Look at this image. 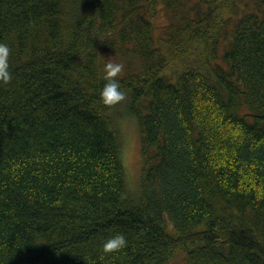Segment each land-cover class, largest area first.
Listing matches in <instances>:
<instances>
[{
	"label": "trees",
	"instance_id": "1",
	"mask_svg": "<svg viewBox=\"0 0 264 264\" xmlns=\"http://www.w3.org/2000/svg\"><path fill=\"white\" fill-rule=\"evenodd\" d=\"M0 42V264H264V0H0Z\"/></svg>",
	"mask_w": 264,
	"mask_h": 264
},
{
	"label": "clouds",
	"instance_id": "2",
	"mask_svg": "<svg viewBox=\"0 0 264 264\" xmlns=\"http://www.w3.org/2000/svg\"><path fill=\"white\" fill-rule=\"evenodd\" d=\"M10 46L5 42H0V83L7 84L12 79L10 71ZM123 70V64L109 61L103 65V76L106 80L100 91L101 100L106 105H112L124 98V93L120 90V82L115 79L117 74ZM127 245V239L123 233H116L105 238L101 248L104 253L120 250Z\"/></svg>",
	"mask_w": 264,
	"mask_h": 264
},
{
	"label": "rangeland",
	"instance_id": "3",
	"mask_svg": "<svg viewBox=\"0 0 264 264\" xmlns=\"http://www.w3.org/2000/svg\"><path fill=\"white\" fill-rule=\"evenodd\" d=\"M130 68L134 69L133 63H130ZM116 107L111 110L115 113L116 124L121 132L122 155L123 163L125 164V173L127 175L128 185L130 187H138L142 163L140 131L138 130L137 122L127 116L126 113L122 116L124 100L115 103Z\"/></svg>",
	"mask_w": 264,
	"mask_h": 264
}]
</instances>
